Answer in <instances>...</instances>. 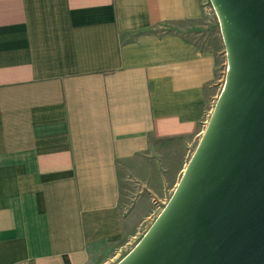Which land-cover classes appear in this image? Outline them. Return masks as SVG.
<instances>
[{
    "label": "crops",
    "instance_id": "1",
    "mask_svg": "<svg viewBox=\"0 0 264 264\" xmlns=\"http://www.w3.org/2000/svg\"><path fill=\"white\" fill-rule=\"evenodd\" d=\"M209 17L201 0H0V264H103L98 246L154 215L144 196L123 216L119 165L172 140L184 170L225 76L188 33Z\"/></svg>",
    "mask_w": 264,
    "mask_h": 264
},
{
    "label": "water",
    "instance_id": "2",
    "mask_svg": "<svg viewBox=\"0 0 264 264\" xmlns=\"http://www.w3.org/2000/svg\"><path fill=\"white\" fill-rule=\"evenodd\" d=\"M227 69L171 197L115 264H264V0H209Z\"/></svg>",
    "mask_w": 264,
    "mask_h": 264
},
{
    "label": "rangeland",
    "instance_id": "3",
    "mask_svg": "<svg viewBox=\"0 0 264 264\" xmlns=\"http://www.w3.org/2000/svg\"><path fill=\"white\" fill-rule=\"evenodd\" d=\"M212 13L214 19L209 17L210 21L205 22V26L198 27L191 33H188L201 46L210 45L217 49V67L219 70L223 71L225 75L227 63L222 40L220 39L221 41L218 46L211 41L213 33L216 36L217 32L220 34L219 24L213 9ZM198 30L202 31L203 36H198L196 34ZM156 145L155 152L141 154L130 161H124L119 165L118 169L120 186L119 208L123 216H130L133 220V214L135 212L133 211L134 204L139 197L144 196L148 199H152L150 204L153 210L155 209L154 215L147 221L141 220V222L138 223L132 222V230L137 229V233L133 238L125 236L122 241L112 245L106 246L101 244L98 246V249H96L97 251L94 250L92 252L95 262H101L105 259L103 264H115L124 257L147 231L165 203L171 197L181 178L183 171L179 169L183 167L182 165L185 161V158H183L185 150L181 146V143L172 140H163L157 142ZM192 153H190V156Z\"/></svg>",
    "mask_w": 264,
    "mask_h": 264
},
{
    "label": "built area",
    "instance_id": "4",
    "mask_svg": "<svg viewBox=\"0 0 264 264\" xmlns=\"http://www.w3.org/2000/svg\"><path fill=\"white\" fill-rule=\"evenodd\" d=\"M201 1H202L203 6H210L211 7L209 0H201Z\"/></svg>",
    "mask_w": 264,
    "mask_h": 264
}]
</instances>
